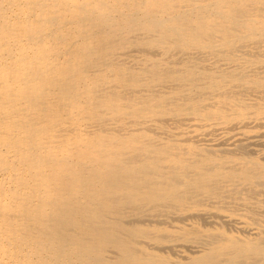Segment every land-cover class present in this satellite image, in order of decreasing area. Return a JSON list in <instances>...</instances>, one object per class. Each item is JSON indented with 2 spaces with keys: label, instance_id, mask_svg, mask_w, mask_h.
Masks as SVG:
<instances>
[{
  "label": "bare ground",
  "instance_id": "1",
  "mask_svg": "<svg viewBox=\"0 0 264 264\" xmlns=\"http://www.w3.org/2000/svg\"><path fill=\"white\" fill-rule=\"evenodd\" d=\"M0 264H264V0H0Z\"/></svg>",
  "mask_w": 264,
  "mask_h": 264
}]
</instances>
